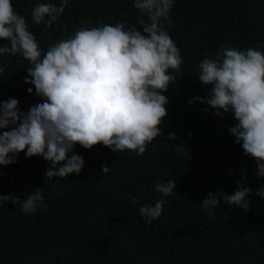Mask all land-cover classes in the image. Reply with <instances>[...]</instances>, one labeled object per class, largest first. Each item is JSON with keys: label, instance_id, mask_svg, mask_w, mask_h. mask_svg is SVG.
<instances>
[{"label": "trees", "instance_id": "1", "mask_svg": "<svg viewBox=\"0 0 264 264\" xmlns=\"http://www.w3.org/2000/svg\"><path fill=\"white\" fill-rule=\"evenodd\" d=\"M11 3L42 50L89 22L141 29L139 20L145 19L134 0H68L60 19L45 31L43 24L31 23L33 7L59 6L61 0ZM169 16L174 27L168 32L183 64L165 93L162 135L143 155L77 145L74 152L84 167L64 179L45 178L50 164L39 156L20 153L15 164L0 166V195L24 200L36 187L44 195L43 209L32 215L11 202L0 206V264H264V198L255 195L264 179L257 178L255 161L228 134L232 117H216L206 105L188 103L210 90L195 81L203 58L214 56L221 45L264 44V0H174ZM27 67L18 55L0 56V101L16 98L23 112L41 102L34 90L27 92L32 87L23 82ZM170 132L176 140L167 139ZM176 145L186 152L177 154ZM101 165L110 167L107 174ZM241 174L247 176L243 186L252 190L248 211L223 201L212 215L200 207L209 192L231 195ZM170 179L176 184L173 194L161 216L146 223L140 207L154 205L161 198L155 183Z\"/></svg>", "mask_w": 264, "mask_h": 264}, {"label": "clouds", "instance_id": "2", "mask_svg": "<svg viewBox=\"0 0 264 264\" xmlns=\"http://www.w3.org/2000/svg\"><path fill=\"white\" fill-rule=\"evenodd\" d=\"M68 0L59 6L38 3L31 11V23L50 29L60 19ZM174 0H134V7L145 19L141 29L125 23L82 25L64 39L42 50L29 31L24 16L16 13L11 0H0V56H20L27 61L24 78L28 94L41 98L27 112L19 109V101H0V166L17 162V156L41 157L49 162L45 178L64 179L79 175L84 167L82 156L75 154L77 145L91 150L97 145L112 153L133 151L143 155L167 117L165 95L175 83L183 60L168 29L174 24L169 13ZM264 44L246 49L220 46L211 58L198 64L197 79L210 86L204 98L188 101L206 105L216 117L230 115L233 124L228 134L234 138L245 157L256 163L255 175L264 179ZM0 72L3 69L0 68ZM168 140H176L169 133ZM178 153L186 152L176 145ZM103 174L110 170L101 165ZM2 175V173H0ZM247 176L241 174L237 189L226 195L209 192L200 207L212 215L221 201L249 210L244 187ZM176 187L175 180L157 182L154 190L161 198L154 205L140 207L146 223L157 220ZM24 200L19 196L0 195L3 202L18 205L24 214L32 215L44 207L41 187L34 188ZM255 195L264 198V188ZM139 204V200H133Z\"/></svg>", "mask_w": 264, "mask_h": 264}]
</instances>
